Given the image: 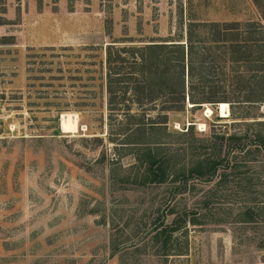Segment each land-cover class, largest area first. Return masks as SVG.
Returning a JSON list of instances; mask_svg holds the SVG:
<instances>
[{"label":"rangeland","instance_id":"1","mask_svg":"<svg viewBox=\"0 0 264 264\" xmlns=\"http://www.w3.org/2000/svg\"><path fill=\"white\" fill-rule=\"evenodd\" d=\"M180 16L264 24L251 0H0V264H264V202L254 205L264 200L263 152L224 196L215 180L175 195L177 182L141 185L139 149L107 135L105 67L92 48L167 37ZM44 47L55 49L45 60ZM225 103L228 116L187 98L188 109L170 115L165 148L177 167L194 159L175 149L185 138L198 147L213 131L241 134L264 120V105L234 106L249 115L234 120ZM66 113L77 117L74 132L61 128ZM245 207L254 221L235 222ZM185 212L196 224L167 246L153 240L154 223Z\"/></svg>","mask_w":264,"mask_h":264},{"label":"trees","instance_id":"2","mask_svg":"<svg viewBox=\"0 0 264 264\" xmlns=\"http://www.w3.org/2000/svg\"><path fill=\"white\" fill-rule=\"evenodd\" d=\"M251 2L264 14V0ZM178 26L164 38L143 41L123 37L92 48L102 51L105 67L107 135L116 145L139 149L135 160L141 185L177 182L176 187L183 189L173 194L180 195L187 192L189 182L215 180L213 186L221 185L224 196L231 178L234 181L240 177L238 184L255 155L264 153V120L251 122L248 128L256 129L241 134L235 131L224 136L213 131L198 147H192L185 138L183 145L175 149L188 151L194 159L177 167L171 150L165 148L170 115L188 109L186 98L193 104L190 108L211 104L212 115L217 114L213 106L229 102L234 120L249 117L237 114L234 106L264 105V24L258 20L184 22L180 16ZM39 50L45 60L46 52L55 49ZM222 118L217 115L215 120ZM193 126L189 124L183 135H191ZM232 194L237 195L238 189ZM263 202L258 200L254 205ZM252 212V207H245L235 222H253ZM188 214L179 215L168 225L154 223L153 240L167 246L176 231L188 222L196 224L195 219L188 221Z\"/></svg>","mask_w":264,"mask_h":264},{"label":"bare ground","instance_id":"3","mask_svg":"<svg viewBox=\"0 0 264 264\" xmlns=\"http://www.w3.org/2000/svg\"><path fill=\"white\" fill-rule=\"evenodd\" d=\"M219 111L221 113V116H228V104L225 102H221L218 105ZM212 113V110L207 107L206 114L210 115ZM61 128L64 129L66 132H74L77 129V117L76 115H71L69 113L63 114L61 116ZM203 125H201L202 127Z\"/></svg>","mask_w":264,"mask_h":264},{"label":"water","instance_id":"4","mask_svg":"<svg viewBox=\"0 0 264 264\" xmlns=\"http://www.w3.org/2000/svg\"><path fill=\"white\" fill-rule=\"evenodd\" d=\"M146 234V233H145Z\"/></svg>","mask_w":264,"mask_h":264}]
</instances>
